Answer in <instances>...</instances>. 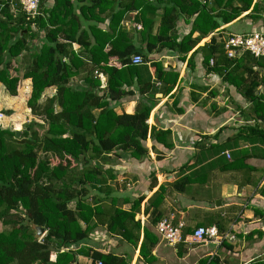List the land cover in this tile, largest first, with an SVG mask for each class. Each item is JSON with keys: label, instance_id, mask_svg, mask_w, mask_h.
Returning a JSON list of instances; mask_svg holds the SVG:
<instances>
[{"label": "trees", "instance_id": "1", "mask_svg": "<svg viewBox=\"0 0 264 264\" xmlns=\"http://www.w3.org/2000/svg\"><path fill=\"white\" fill-rule=\"evenodd\" d=\"M14 6L17 13L12 12ZM251 8L252 13L261 10L254 0H42V14L32 18L18 0H0V84L16 94L19 76L13 71L23 65L22 78L32 82L28 107L49 122L42 139L32 125L20 136L15 129L0 127V264L76 261L77 254L70 248L86 242L98 226L99 207L88 199L95 184L107 183L109 177L103 178L104 166L111 161L109 155L116 159L126 153L136 159L145 157L149 137L167 148L171 146L170 131L157 130L148 123L155 105L151 98L159 92L152 77L163 85L161 92L169 95L178 83L179 72L149 56L169 50L185 60L202 38ZM182 18L191 29L181 36L178 24ZM106 20L108 25L103 27ZM124 20L142 28L131 32L123 25ZM195 32L199 33L196 37ZM37 39L39 45L32 46ZM223 42L213 36L191 54L189 61L202 52L207 63L215 56L222 59L226 69L233 66L226 79L243 86L254 118L264 123V95L256 92L264 77L255 70L257 65L264 68V62L249 52L228 58ZM74 43L82 47L80 53L73 49ZM135 55L142 56V64L132 63ZM20 56L23 61L17 60ZM99 72L108 77L105 87H101ZM51 87L54 93L41 102ZM147 93L153 97H144ZM131 96L139 98L136 110L118 113L116 108ZM6 112L13 114L12 110ZM186 181L174 185L184 190ZM166 192L162 184L145 209L149 212L152 208L155 228L163 218ZM260 194L264 197V188ZM143 199L136 198L130 210L114 207L106 222L113 232L121 230L134 246L140 240L141 222L136 215ZM255 213L264 217L258 208ZM32 225L47 228L42 239H37ZM219 230L225 232L220 223ZM157 234L144 229L140 254L147 260L153 258L152 249L161 239ZM62 248L69 250L61 252ZM52 250L58 252L54 261ZM89 256L91 264H130V259L113 253L94 251ZM208 264L221 262L215 257Z\"/></svg>", "mask_w": 264, "mask_h": 264}, {"label": "crops", "instance_id": "2", "mask_svg": "<svg viewBox=\"0 0 264 264\" xmlns=\"http://www.w3.org/2000/svg\"><path fill=\"white\" fill-rule=\"evenodd\" d=\"M255 2L260 5L259 12L252 13L251 8L202 38L185 60L169 50L149 56L151 60L161 61L163 67L179 72L178 83L169 95L161 92L163 85L152 77L159 92L151 98L155 105L148 123L157 130H169L171 146L167 148L149 137V154L145 157L136 159L126 153L116 159L114 154L109 155L111 161L104 166L103 178L109 177L107 183L95 184L88 199L99 207L98 226L86 242L70 248L77 254L73 264H91L89 255L94 251L130 259V264H208L215 257L221 264H264V217L255 213V208L264 212V197L260 194L264 188V123L259 124L254 118L252 103L245 98L243 86L240 88L226 79L233 66L226 69L220 62L222 59L215 56L207 63L202 52L189 61L191 54L213 36L224 40L231 33L264 32V0ZM107 25L108 20L102 23L103 27ZM123 25L131 32L136 27L137 30L142 28L130 20H124ZM158 26L159 18L155 33ZM234 28L242 31H232ZM190 29L191 24L182 18L178 33L182 36ZM198 35L194 33V37ZM136 42L138 44L139 39L136 38ZM31 44L39 45V40ZM73 49L80 53L82 47L74 43ZM113 62L118 65L117 60ZM255 70L260 78L264 77V68L257 65ZM98 76L101 87H105L107 75L99 72ZM54 90L51 87L44 93L53 94ZM256 92L264 95V82ZM137 96L124 99L116 111L133 113L139 101ZM144 97L153 96L147 93ZM182 179H187L185 189L178 190L174 183L180 184ZM162 184L167 187L161 207L163 218L184 222L185 236L198 226L211 223L209 226L219 228L220 223L235 239L227 240L226 244L210 241L176 245L160 239L152 249L153 258L145 259L140 254L144 229L148 227L158 233L151 223L152 208L149 212L145 209ZM136 198L144 199L136 215L141 222L140 240L134 246L123 237L121 230L113 232L106 222L114 207L130 210ZM68 250L62 248L61 252ZM57 253L52 250L51 260L56 259Z\"/></svg>", "mask_w": 264, "mask_h": 264}, {"label": "built area", "instance_id": "3", "mask_svg": "<svg viewBox=\"0 0 264 264\" xmlns=\"http://www.w3.org/2000/svg\"><path fill=\"white\" fill-rule=\"evenodd\" d=\"M26 14L32 18L42 14V0H18ZM223 49L226 57L239 58L246 52L251 53L255 58L264 62V32L253 31L243 33H231L223 42ZM133 64H142L141 55L132 57ZM212 63V62H211ZM3 120V114H0V121ZM230 158V154L227 153ZM186 225L184 222H174L172 218H163L156 225V230L162 241L170 245H176L182 242L189 243H207L210 241L221 243L225 239L234 240L235 236L230 232L221 233L217 225L198 226L189 235H184ZM53 261V260H52ZM97 264H102L99 261Z\"/></svg>", "mask_w": 264, "mask_h": 264}, {"label": "rangeland", "instance_id": "4", "mask_svg": "<svg viewBox=\"0 0 264 264\" xmlns=\"http://www.w3.org/2000/svg\"><path fill=\"white\" fill-rule=\"evenodd\" d=\"M14 7H12V12L17 13V6ZM238 25L243 24L239 23ZM247 30H251V28H248ZM232 31L241 32L242 30L234 28L232 29ZM22 58L23 56H20L17 60L23 61ZM20 66L21 65L16 68L17 71H13V75L16 74L19 76V80L15 89L16 94H10L7 91L6 87L0 84V114H3V120L0 121V127L4 129L12 128L22 132L26 130L29 125H32L33 131L37 133L40 139H42L46 134L48 128V120H46L43 115L40 116L34 114L33 111L28 107V99L31 93L32 82L31 79L22 78L25 67L23 65L21 67ZM51 95L52 94L50 93H44L40 101H44ZM7 110H12L13 114L8 115V113L6 112ZM40 154L41 156H43L42 152H40Z\"/></svg>", "mask_w": 264, "mask_h": 264}, {"label": "water", "instance_id": "5", "mask_svg": "<svg viewBox=\"0 0 264 264\" xmlns=\"http://www.w3.org/2000/svg\"><path fill=\"white\" fill-rule=\"evenodd\" d=\"M17 134L20 136L21 132L17 130ZM32 229L35 231L36 237L39 240L42 239L47 232V228L45 226L32 225Z\"/></svg>", "mask_w": 264, "mask_h": 264}]
</instances>
